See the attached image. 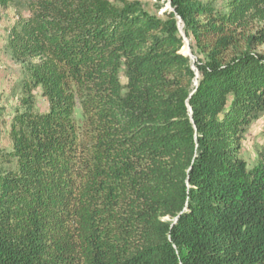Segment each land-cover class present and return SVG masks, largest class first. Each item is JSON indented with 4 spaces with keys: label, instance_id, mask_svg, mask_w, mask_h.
Here are the masks:
<instances>
[{
    "label": "trees",
    "instance_id": "obj_1",
    "mask_svg": "<svg viewBox=\"0 0 264 264\" xmlns=\"http://www.w3.org/2000/svg\"><path fill=\"white\" fill-rule=\"evenodd\" d=\"M168 2L0 0L26 73L0 264H264V0Z\"/></svg>",
    "mask_w": 264,
    "mask_h": 264
},
{
    "label": "rangeland",
    "instance_id": "obj_2",
    "mask_svg": "<svg viewBox=\"0 0 264 264\" xmlns=\"http://www.w3.org/2000/svg\"><path fill=\"white\" fill-rule=\"evenodd\" d=\"M115 1V0H111ZM136 1V0H132ZM144 3L151 13L158 12L159 15L170 10L166 0L160 3L158 0H137ZM226 0H221L224 3ZM158 5H165L159 10ZM23 13L21 8L10 6L1 10L0 23V175L5 171L16 167V160L12 156L13 142L10 136L11 124L14 116L23 110L21 105L22 86L26 80V73L21 64L17 63L8 49V40L12 28L18 22V16ZM183 54H189V41L185 38ZM191 52V50H190ZM264 45L256 49V53H263ZM189 56V55H188ZM192 57V53L191 56ZM199 74L197 73V78ZM122 83L127 80L122 73ZM197 84V82H196ZM36 109L39 112L47 110V103L37 95ZM75 118L80 124L82 122V112L80 106L77 107ZM264 150V115H258L244 130L241 145V158L246 162L249 169L254 168L259 162L260 153Z\"/></svg>",
    "mask_w": 264,
    "mask_h": 264
},
{
    "label": "water",
    "instance_id": "obj_3",
    "mask_svg": "<svg viewBox=\"0 0 264 264\" xmlns=\"http://www.w3.org/2000/svg\"><path fill=\"white\" fill-rule=\"evenodd\" d=\"M169 8L171 9V3L169 4ZM187 55L191 56L190 48H189V54Z\"/></svg>",
    "mask_w": 264,
    "mask_h": 264
}]
</instances>
